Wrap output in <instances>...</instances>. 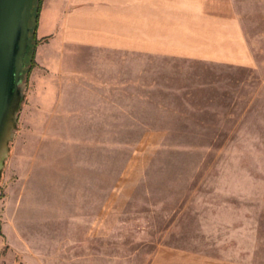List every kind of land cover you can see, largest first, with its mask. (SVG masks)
<instances>
[{"label":"rangeland","instance_id":"374dc122","mask_svg":"<svg viewBox=\"0 0 264 264\" xmlns=\"http://www.w3.org/2000/svg\"><path fill=\"white\" fill-rule=\"evenodd\" d=\"M178 4L192 54L85 46L56 92L25 87L3 264H151L165 245L264 264V0Z\"/></svg>","mask_w":264,"mask_h":264},{"label":"crops","instance_id":"0c3cea01","mask_svg":"<svg viewBox=\"0 0 264 264\" xmlns=\"http://www.w3.org/2000/svg\"><path fill=\"white\" fill-rule=\"evenodd\" d=\"M179 1L173 0L174 5L167 9L166 0H42L36 27L42 40L36 46V64L28 74L26 94L34 97L56 92V82L63 75L78 73L73 61L78 49L85 46L161 55L192 54L193 49L182 47L178 39L184 34L182 26L176 24V13L183 10ZM199 11L207 10L200 5ZM239 42L244 47L241 37ZM5 233L0 221V264L5 263V253L10 251ZM151 264L251 263L165 245L159 247Z\"/></svg>","mask_w":264,"mask_h":264},{"label":"water","instance_id":"95a60500","mask_svg":"<svg viewBox=\"0 0 264 264\" xmlns=\"http://www.w3.org/2000/svg\"><path fill=\"white\" fill-rule=\"evenodd\" d=\"M32 5L33 0H0V175L26 87L21 73Z\"/></svg>","mask_w":264,"mask_h":264},{"label":"trees","instance_id":"16d2710c","mask_svg":"<svg viewBox=\"0 0 264 264\" xmlns=\"http://www.w3.org/2000/svg\"><path fill=\"white\" fill-rule=\"evenodd\" d=\"M42 0H33V5L31 8V16L28 19V38H27V48L24 55V66L22 68V78L27 80L28 74L31 68L36 64L35 61V50L37 44L42 40V38L37 37L36 27L38 22L39 11L41 8Z\"/></svg>","mask_w":264,"mask_h":264}]
</instances>
